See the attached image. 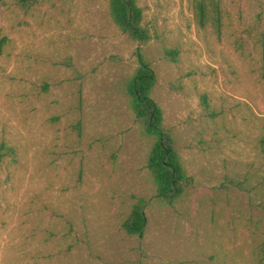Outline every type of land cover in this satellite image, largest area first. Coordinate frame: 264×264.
<instances>
[{
  "label": "rangeland",
  "instance_id": "374dc122",
  "mask_svg": "<svg viewBox=\"0 0 264 264\" xmlns=\"http://www.w3.org/2000/svg\"><path fill=\"white\" fill-rule=\"evenodd\" d=\"M20 1L0 0V264H259L264 0H221L220 37L194 0H138L144 44L109 0ZM139 48L195 178L173 206L156 198L125 92ZM139 198L148 226L131 236Z\"/></svg>",
  "mask_w": 264,
  "mask_h": 264
},
{
  "label": "trees",
  "instance_id": "16d2710c",
  "mask_svg": "<svg viewBox=\"0 0 264 264\" xmlns=\"http://www.w3.org/2000/svg\"><path fill=\"white\" fill-rule=\"evenodd\" d=\"M35 0H21L23 7H29ZM110 14L120 31L132 40L142 44L151 40V34L144 25V9L138 0H109ZM195 18L202 28L211 26L220 37L224 27L221 0H194ZM167 58L176 61L178 50L165 51ZM139 66L125 86L126 95L140 127L141 135L152 140L147 168L156 188V198L162 204L173 206L195 185L181 155L180 148L172 130L165 124V113L153 97L158 84V76L151 63L138 49ZM203 101L207 104L204 95ZM81 124H79V127ZM264 159V131L259 140ZM147 202L139 198L132 206L130 214L123 223L128 235L142 236L148 226ZM259 264H264V242L259 252Z\"/></svg>",
  "mask_w": 264,
  "mask_h": 264
}]
</instances>
